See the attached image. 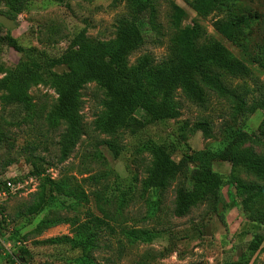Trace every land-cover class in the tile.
I'll return each mask as SVG.
<instances>
[{"label": "rangeland", "instance_id": "1", "mask_svg": "<svg viewBox=\"0 0 264 264\" xmlns=\"http://www.w3.org/2000/svg\"><path fill=\"white\" fill-rule=\"evenodd\" d=\"M240 1L264 19V0ZM129 5L130 0H33L12 19L18 24L14 29L0 24V34H10L25 49L17 52L0 45V80L9 71L22 72L32 66L38 53L59 56L80 33L92 42L112 41L121 20L137 19ZM171 5L186 13L180 27L197 23L248 67L246 76H226L229 85L255 89L264 84L260 56L253 60L244 48L215 31L213 22L225 18L226 11L216 10L203 18L183 0H154V15H144L138 21L144 42L128 57L129 66L144 56H149L154 66L168 60L175 35L169 17ZM5 10V2L0 0V16L8 18L3 15ZM248 41L264 42V22ZM27 94L30 108L25 110L3 104L0 92V185L12 177L33 179L28 192L0 199V264H220L238 259V252L240 257L249 256V264H264V240L253 253L249 249L255 234L264 237V223L245 219L247 212L233 183L264 187V180L233 168L229 162L211 161V169L223 178L224 186L181 217L173 210L177 189L191 186L184 175H177L161 190L143 184L153 162L143 148L149 142L175 141L179 147L173 159L178 161L187 147L217 152L230 142L228 137L235 139L245 133L241 140L237 138L236 146L264 155L263 113L257 111L241 123L232 119L228 101L208 94L206 106L198 107L177 89L174 102L179 114L175 119L143 129L117 128L105 133L98 123L105 118L107 97L90 82L80 90L81 136L60 162L59 141L65 125L51 119L58 95L50 83L33 85ZM202 120L211 126L213 137H204L196 128ZM34 164L41 176L33 173ZM46 178L57 187L53 194L47 193ZM40 193L46 194L42 212L26 215V208ZM260 206H264V197L255 203V208ZM58 219L63 223L38 230L44 221ZM88 236L92 249L86 263L81 259L86 252L73 245ZM52 239L59 243H51ZM20 249L27 254L20 255Z\"/></svg>", "mask_w": 264, "mask_h": 264}, {"label": "trees", "instance_id": "2", "mask_svg": "<svg viewBox=\"0 0 264 264\" xmlns=\"http://www.w3.org/2000/svg\"><path fill=\"white\" fill-rule=\"evenodd\" d=\"M32 1L4 0L6 10L3 15L15 19ZM47 1L63 3L65 0ZM183 1L189 4L196 15L203 18L213 11L225 10L226 17L213 22L215 31L226 41L244 48L245 53L253 60L260 56L258 64L264 68V42L251 44L248 41L254 29L264 22L261 15L246 9L240 0ZM129 8L137 15V19L121 20L116 37L112 41L92 42L80 33L59 56L52 58L45 53H38L36 63L32 66L22 72L9 71L0 80L2 103L25 110L30 108L27 91L31 86L39 83L52 85L58 97L51 119L61 121L65 125L59 141L60 162L70 155L81 136L80 90L90 82L96 83L107 97L105 118L98 123L105 133H111L117 128L143 129L153 123L175 119L179 114L174 102L177 89L198 107L206 106L208 94L228 101L234 121L244 123L257 111L264 114V84H257L255 89L229 85L226 76H246L248 67L235 58L220 41L209 37L197 23L180 27L186 13L175 5L170 8L169 17L175 28V35L171 39V54L168 60L154 66L152 59L144 56L135 66H129L128 57L144 42L138 21L145 17L144 15H154V0H130ZM0 45L8 46L17 52L25 51L17 39L8 33L0 34ZM35 64L37 66H34ZM61 66L66 70L62 74L56 73L54 69ZM196 128L204 137H213L212 128L207 121H199ZM244 135L246 134L240 133L235 139L228 137L230 142L217 152H199L187 147L178 161L173 159V154L179 147L175 141L166 144L146 143L143 148L152 155L153 162L143 184L146 188L161 190L177 175H184L191 186H181L177 189L173 210L175 216L181 217L224 186L223 178L211 169V161L229 162L233 168L241 169L258 180H264V155L236 146L237 138L241 140ZM261 138L264 140V130L261 131ZM197 161L200 162L192 166ZM33 169L35 175L41 176L42 173L35 164ZM45 181L48 184L47 193L53 194L57 187L49 179L46 178ZM233 183L237 195L242 198L241 205L247 212L245 219L256 224L264 223V206L255 208V203L264 197V187L235 180ZM45 202L46 194H38L36 202L26 208L25 214H40ZM56 223H63V220L48 223L44 221L38 230ZM90 238L91 236H88L85 241L73 245L86 252L81 258L86 263L91 259ZM263 240V235H254L249 247L252 253ZM50 242L59 243V240L52 239ZM19 254L25 256L27 251L20 249ZM249 259V256H242L220 264H249Z\"/></svg>", "mask_w": 264, "mask_h": 264}, {"label": "built area", "instance_id": "3", "mask_svg": "<svg viewBox=\"0 0 264 264\" xmlns=\"http://www.w3.org/2000/svg\"><path fill=\"white\" fill-rule=\"evenodd\" d=\"M33 179L31 177H12L8 178L0 186V199L4 200L8 196H13L31 190Z\"/></svg>", "mask_w": 264, "mask_h": 264}, {"label": "water", "instance_id": "4", "mask_svg": "<svg viewBox=\"0 0 264 264\" xmlns=\"http://www.w3.org/2000/svg\"><path fill=\"white\" fill-rule=\"evenodd\" d=\"M0 24H1L3 27H5V28H7V29H10V30L14 29V28L18 25V24H17L15 21H13L12 19H10V18H6V17H4V16H0ZM64 70H66V68L63 67V66H61V67H56V68L54 69V71H55L56 73H60V74H62V73L64 72ZM218 211H220V208H219ZM208 228H209V227H207V229H206V235H209ZM240 256H241V254H240V252H238L237 257H240Z\"/></svg>", "mask_w": 264, "mask_h": 264}]
</instances>
